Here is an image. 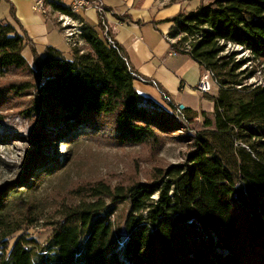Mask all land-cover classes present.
<instances>
[{"label":"trees","instance_id":"16d2710c","mask_svg":"<svg viewBox=\"0 0 264 264\" xmlns=\"http://www.w3.org/2000/svg\"><path fill=\"white\" fill-rule=\"evenodd\" d=\"M53 10L74 17L61 5ZM75 18L85 23L83 54L72 50L73 60H66L52 51L35 58L36 69L24 56L29 37L0 20V120L13 101L28 102L18 114L40 117L34 139L48 140L46 127L55 123L59 138L108 128L121 147L153 149L178 131L187 136V124L200 117L205 130L188 135L191 152L183 164L157 168L147 182L78 187L43 246L19 239L7 254L20 227L10 218L13 199L0 198V264H264V83L251 88L242 85L248 76L235 79L248 62L264 64V0H215L168 20L175 52L215 75L220 90L213 117L171 104L167 111L143 98L125 49L101 37L82 14ZM228 46L249 57L224 54ZM11 74L23 78L8 81ZM48 160L38 150L27 163L43 168ZM124 203L130 208L117 231L112 219Z\"/></svg>","mask_w":264,"mask_h":264},{"label":"rangeland","instance_id":"374dc122","mask_svg":"<svg viewBox=\"0 0 264 264\" xmlns=\"http://www.w3.org/2000/svg\"><path fill=\"white\" fill-rule=\"evenodd\" d=\"M101 1L106 6L104 1ZM109 1L113 4V8L122 10L123 5H119V0ZM159 1L164 4H180L160 8L159 4L155 3L156 5L144 13L153 16H161L164 13L169 18H174L180 13H188L200 5H207L215 0ZM132 6L140 10L144 4L133 2ZM146 7L149 5L147 4ZM94 15L93 13V17L84 15L83 18L102 37L103 32L98 27L100 22L97 13L94 12ZM77 46L79 52L83 54L85 46L83 40ZM235 52L236 60H245L249 57V53L240 47L228 46L224 54L231 55ZM30 64L36 69L34 62ZM242 71H245L246 75H240ZM54 72L55 70L43 71V74L48 76ZM251 72L253 74L249 76ZM235 75H238L235 77L236 80L248 76L249 79L243 80L242 85L254 88L264 83V64L248 62ZM22 78L20 75L11 74L7 80ZM237 89L241 91L240 87ZM216 90L220 88L213 86V93H216ZM13 102L15 103L13 109L1 112L4 119L0 120V198L7 195L13 199L10 218L20 227V231L8 240L10 248L7 254L19 239L46 245L51 238L53 228L61 221L59 213L64 204L70 205L78 197L79 194L76 192L78 187L93 186L100 182L111 185L147 182L155 169L183 164L191 152L188 135L205 130L204 118L200 117L195 123L187 124L190 129L187 136L184 132L178 131L167 136L164 144L157 149L149 146L121 147L108 128L100 130L93 127L80 128L76 132H68L65 138H59L57 131L61 126L55 123H49L46 127V132L50 135L48 140L34 139L33 134L38 133L41 127L40 117L34 116L28 119L19 115L18 108L25 109L28 102L20 104ZM213 113L209 116L213 117ZM180 119L183 120L181 117ZM38 150L49 158L43 168L31 167V163H27L28 158L30 159ZM48 169L53 170L47 172ZM18 207H21V210ZM129 208V203L120 205L112 219L117 231L123 228ZM218 253L227 255L223 249L218 250Z\"/></svg>","mask_w":264,"mask_h":264},{"label":"crops","instance_id":"0c3cea01","mask_svg":"<svg viewBox=\"0 0 264 264\" xmlns=\"http://www.w3.org/2000/svg\"><path fill=\"white\" fill-rule=\"evenodd\" d=\"M103 1L108 10L107 21L111 35L125 49L131 67L140 77L134 82L137 92L167 111L171 110V104L178 108L183 105L184 109H192L198 114H212L219 90L213 93L212 89L208 95L196 92L204 69L189 54L175 52L168 41V34L173 28L168 20L172 17L164 13L161 16L144 13L156 4L160 8H167L180 3L119 0V5H123L119 11L113 8L109 0ZM133 2L144 6L137 10L132 6ZM147 4L149 7H146ZM89 10L82 13V16H95V11ZM56 18L34 12L29 0H0V20L15 24L30 39L29 46L24 50V56L29 62H34L35 58L44 59L52 51L60 52L66 60H73V52L66 44ZM162 93L168 96V101Z\"/></svg>","mask_w":264,"mask_h":264},{"label":"built area","instance_id":"2783aa9c","mask_svg":"<svg viewBox=\"0 0 264 264\" xmlns=\"http://www.w3.org/2000/svg\"><path fill=\"white\" fill-rule=\"evenodd\" d=\"M32 3V10L36 13L49 16L53 15L57 17V22L59 23L61 32L65 38L66 44L71 50H77L76 45L72 42V35H83V27L85 25L80 19L75 17L86 12L89 9H93L98 16L99 22L103 27V34L107 38L108 42L112 45H115L114 39L109 35L110 27L107 21L108 10L101 0H59L64 3H68L73 7H76V16L67 17L55 13L53 10H50V1L52 0H29ZM171 43H175V40H168ZM185 52L190 51V46L187 45L184 48ZM213 86H218V82L215 78V75L204 70L199 83L196 86V92L202 95H208L212 92ZM162 96L165 100H169L168 96L165 93H162ZM180 109V108H179ZM181 110V109H180Z\"/></svg>","mask_w":264,"mask_h":264},{"label":"bare ground","instance_id":"6f19581e","mask_svg":"<svg viewBox=\"0 0 264 264\" xmlns=\"http://www.w3.org/2000/svg\"><path fill=\"white\" fill-rule=\"evenodd\" d=\"M55 4L68 8L71 11L72 15L76 16V7H73L72 5H68L67 3H64L63 1L52 0V1H50V10L53 9V5H55ZM67 17H70V16H67ZM168 40H170V38ZM81 41H82L81 35H72V42L75 43L76 48H78L77 44H80Z\"/></svg>","mask_w":264,"mask_h":264},{"label":"water","instance_id":"95a60500","mask_svg":"<svg viewBox=\"0 0 264 264\" xmlns=\"http://www.w3.org/2000/svg\"><path fill=\"white\" fill-rule=\"evenodd\" d=\"M180 109H181V110H183V109H184V106H183V105H181V106H180Z\"/></svg>","mask_w":264,"mask_h":264}]
</instances>
